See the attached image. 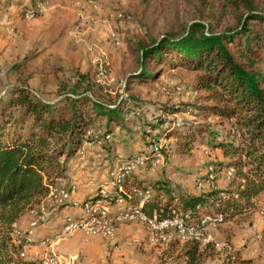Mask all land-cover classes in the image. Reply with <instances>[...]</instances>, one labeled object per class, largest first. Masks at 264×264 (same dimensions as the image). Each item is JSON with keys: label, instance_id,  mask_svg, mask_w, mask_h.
Listing matches in <instances>:
<instances>
[{"label": "rangeland", "instance_id": "rangeland-1", "mask_svg": "<svg viewBox=\"0 0 264 264\" xmlns=\"http://www.w3.org/2000/svg\"><path fill=\"white\" fill-rule=\"evenodd\" d=\"M188 2L0 0V98L7 97L14 86L23 85L34 97L59 103L72 96L73 91L87 88L84 95L116 108L124 123L123 128L111 123L110 133L104 119H96L86 128L76 154L63 163L64 178L50 185L53 194L32 205L13 224L12 242L17 244V236H25L20 257L57 260L53 251L57 235L70 239L74 232L89 233L81 227L67 233L64 227L72 220L87 221L84 205H92L89 198L101 195L108 199L93 204H99V209L110 219L113 235L90 234L99 235L102 243L112 247L116 232L123 229L134 251L156 252L157 262L148 258L144 264H173L176 251H168L170 243L178 240L173 231L153 240L142 219H122L121 214L134 206L133 201H139L136 207L141 206L145 195L153 194L150 183L155 181H166L174 194L187 195L235 187V173L226 176L228 158L220 148L210 147L206 134L200 135L203 143L196 139L186 150L173 137H163L158 142L152 139L156 131L151 126L164 118L165 126L170 128L185 125L208 128L219 139L225 137L239 144L234 120H221L213 114L214 102L197 88L196 72L156 66L162 69L154 80L126 85L136 67L137 52L130 46L161 37L175 29L177 23L199 20ZM35 6L34 16L26 18L25 10ZM101 63L106 65L103 74L98 69ZM172 106H184V109L163 114L162 109ZM154 144L157 153L152 151ZM125 164L138 165L126 173L122 169ZM124 175L132 177L128 190L118 186ZM59 190H69L70 195L61 199ZM121 194H126L127 200ZM161 200L165 201L164 197ZM255 203L249 215L203 226L201 247H207V254L202 264H220L234 252L243 256L260 255L261 260L252 264H264V194ZM198 211L201 215L217 214L211 206ZM137 230L146 234L150 249H144L145 240L132 235ZM109 256L108 249L107 260L102 264H109ZM75 257L68 264H75L78 256Z\"/></svg>", "mask_w": 264, "mask_h": 264}, {"label": "trees", "instance_id": "trees-1", "mask_svg": "<svg viewBox=\"0 0 264 264\" xmlns=\"http://www.w3.org/2000/svg\"><path fill=\"white\" fill-rule=\"evenodd\" d=\"M188 1L199 20L177 23L161 37L130 46L137 52L136 67L126 85L154 80L162 69L156 66L196 72L197 88L214 102L213 114L234 120L239 144L219 139L208 128H170L164 118L151 126L156 131L152 139L173 137L186 150L196 139L203 143L200 135L206 134L210 147L220 148L228 158L226 167L234 168L236 185L231 190L187 195L174 194L166 181L151 182L153 194L145 195L140 211L147 217L169 218L179 210L198 218V209L211 206L228 221L249 215L255 199L264 194V0ZM85 92L87 88L49 103L17 85L0 98V264H45L41 258L20 257L25 236H17V244L12 242L13 224L48 195L50 185L64 178L63 163L76 154L86 128L96 119L105 120L107 133L112 131L111 123L124 127L116 108L92 100ZM183 107L162 111L174 114ZM130 179L125 176L118 186L128 190ZM121 196L127 200L126 194ZM89 199L94 203L108 198ZM168 251H176L173 264H202L207 247L194 240H174ZM252 263L234 252L220 264Z\"/></svg>", "mask_w": 264, "mask_h": 264}, {"label": "built area", "instance_id": "built-area-1", "mask_svg": "<svg viewBox=\"0 0 264 264\" xmlns=\"http://www.w3.org/2000/svg\"><path fill=\"white\" fill-rule=\"evenodd\" d=\"M93 4L94 2H88ZM39 2L36 3L37 10L39 9ZM36 6L35 8H28L25 10V17L29 18L34 16V13L36 12ZM99 73L103 74L106 72V65L105 63L99 64ZM152 151L157 153L158 147L156 144L152 145ZM139 159H136L135 161H138ZM138 164H125L122 169L126 171V173L131 172L134 168H136ZM234 168L228 167L226 170V176L232 177L234 172ZM121 177H125L121 176ZM211 177V175H209ZM122 178V179H123ZM120 182V179L118 180ZM202 187V186H200ZM52 186H49L48 194L52 193ZM51 191V192H50ZM202 191V190H200ZM71 193H73V190H71ZM58 195L61 199H66L70 195L69 190H59ZM87 205L85 204L86 212L88 214L87 221L84 220H72L71 222L67 223L64 227V231L67 233H71L72 231L78 229V228H84L89 233H99L106 237H111L113 235V232L110 227V219L107 217L104 211H101L99 209V204H93ZM173 215L169 218H159L156 214H153L151 217H147L140 211V205L139 206H132V208L127 209L124 213L121 214L120 218L122 219H132L134 217H138L142 219L143 223L145 224L146 229L148 232L152 235L153 240H158V237L161 236L164 232L167 231H173L176 235L177 239L181 242L194 240L198 242L200 246L204 243V239L202 237V229L203 226L212 222L217 223L221 222L223 220L222 214H216L214 216L210 215H199L198 218L194 217L193 214L190 212H181L173 210ZM23 256V254H21ZM45 264H58V260L47 262L43 260Z\"/></svg>", "mask_w": 264, "mask_h": 264}, {"label": "crops", "instance_id": "crops-1", "mask_svg": "<svg viewBox=\"0 0 264 264\" xmlns=\"http://www.w3.org/2000/svg\"><path fill=\"white\" fill-rule=\"evenodd\" d=\"M199 212V211H198ZM200 213V212H199ZM125 232L120 229L116 232V236L112 239V247H108V244L102 243L100 241L99 235H94L86 232H74L72 238L68 239L65 237H59L57 235L56 241L53 243L54 252L57 256L58 264H68L73 263L70 261L74 259L75 255L78 256L77 262L75 264H102L105 262L107 250H110L109 264H144V261L150 258L152 261H156V252L151 253L134 251L133 247L130 245L131 242L125 239ZM129 233V232H127ZM137 240H145L146 246L144 249H150L147 246L146 234L137 230L136 232H131ZM116 244V245H115ZM53 248V245H52ZM136 249V248H135ZM137 250V249H136ZM242 258L247 260H253L259 262L261 260L260 255L256 256H243L239 254ZM76 258V257H75ZM160 260V256H157Z\"/></svg>", "mask_w": 264, "mask_h": 264}, {"label": "bare ground", "instance_id": "bare-ground-1", "mask_svg": "<svg viewBox=\"0 0 264 264\" xmlns=\"http://www.w3.org/2000/svg\"><path fill=\"white\" fill-rule=\"evenodd\" d=\"M87 1H89V0H87Z\"/></svg>", "mask_w": 264, "mask_h": 264}]
</instances>
